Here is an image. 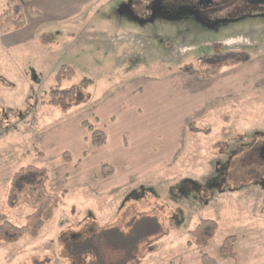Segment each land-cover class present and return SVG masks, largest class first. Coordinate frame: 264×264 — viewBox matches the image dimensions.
I'll return each instance as SVG.
<instances>
[{"label":"rangeland","instance_id":"rangeland-1","mask_svg":"<svg viewBox=\"0 0 264 264\" xmlns=\"http://www.w3.org/2000/svg\"><path fill=\"white\" fill-rule=\"evenodd\" d=\"M151 1L32 0L23 3L24 27L0 29V213L21 226L31 211L6 203L23 166L45 167L47 189L61 195L35 237L0 241V264H200L201 251L217 264H264V11L218 0L209 20L185 11L154 17ZM226 49L249 60L199 82L182 72ZM62 67L74 72L60 83L73 87L67 110L49 103ZM181 93L188 102L176 115ZM193 97L206 105L198 116ZM165 106L184 145L157 170L149 164L156 140L142 161L135 140L125 149L117 138L160 127ZM186 115L194 117L184 135ZM83 122L107 142L93 147ZM101 163L114 174L102 177ZM200 219L218 224L205 247L189 234ZM228 235L237 238L234 262L218 257Z\"/></svg>","mask_w":264,"mask_h":264},{"label":"trees","instance_id":"trees-1","mask_svg":"<svg viewBox=\"0 0 264 264\" xmlns=\"http://www.w3.org/2000/svg\"><path fill=\"white\" fill-rule=\"evenodd\" d=\"M32 0H7L4 10L0 15V29L4 32L19 30L26 24V12L23 3ZM29 15H37L38 11L28 8ZM249 60L246 51L239 50H220L202 55L199 64L193 66L186 64L182 67V72L193 74L200 80H207L216 76L224 67H231L242 64ZM73 70L69 67H62L56 74L57 85L49 92V103L67 110L69 105L67 98L72 94L73 87L61 88L60 83L63 79L73 76ZM90 130V144L93 147H101L106 141L105 133L91 125L83 122ZM193 130V129H191ZM195 130V129H194ZM66 162L71 156L64 152L62 155ZM101 176L108 177L113 174V168L106 163H101ZM49 179L48 171L45 167L27 165L16 170L10 179L7 192L6 203L14 208L19 205H27L31 211L25 217L23 225L18 226L10 222L6 216L0 213V241L14 243L23 236L35 237L43 228L45 222L52 218L54 210L57 208L61 195L47 189ZM64 192H62L63 194ZM218 229V224L212 219H200V221L189 231L193 243L198 247H205L213 239ZM235 235L226 236L218 247V257L224 260L236 261ZM200 264H217V260L205 252L199 254Z\"/></svg>","mask_w":264,"mask_h":264},{"label":"crops","instance_id":"crops-1","mask_svg":"<svg viewBox=\"0 0 264 264\" xmlns=\"http://www.w3.org/2000/svg\"><path fill=\"white\" fill-rule=\"evenodd\" d=\"M228 44H230L231 39H227ZM226 41H223V43ZM191 76H193V82H195V80H197L196 82H199L198 79L195 75L190 74ZM195 76V77H194ZM187 96L186 93H181V101L178 102V112L176 113V115H180V107L182 109V105L184 107H186L187 105V100L185 99V97ZM217 96V95H216ZM218 97V96H217ZM216 97V98H217ZM193 101H191V106L194 109V111L196 112V115L198 116L201 111H203V109L205 108L206 105L201 104L200 99L198 98H192ZM212 99V97H210L207 102H210ZM161 113L160 115H158V117H160L161 120V126L160 127H149V126H144V127H136L133 126L129 131H122L119 133L120 138H117V142L120 147L122 146L123 148H127L128 147V142L129 140H135V142H137L136 146L139 149V154H138V158L141 159L142 161L144 159H146L145 157V151L146 149H149L151 144L154 143V141L156 140L155 143L156 147L153 148V153L151 155L150 158V165L153 166H157V170L159 168H164L166 166L169 165V163L171 162V160L180 155L181 150L183 149V143H180L181 138L179 137L178 139V135L176 137H173V131L172 129L166 125L168 123L167 119L171 118L172 112L171 109H167L166 106L164 107V109L160 110ZM188 115H186L187 117ZM194 116L191 117H187L185 118V123L182 129L183 134L185 135V128H187L185 126L186 123L189 122V119H191ZM189 134H195V130H189L188 131ZM106 134V133H105ZM128 137H127V136ZM106 138L108 139V136H106ZM120 141V142H119ZM107 142V141H106ZM140 142V143H139ZM101 166V164H100ZM101 174V171H100ZM113 174H114V170H113ZM113 174H111L110 176H112ZM109 177V176H108ZM118 188H116L117 190Z\"/></svg>","mask_w":264,"mask_h":264},{"label":"flooded vegetation","instance_id":"flooded-vegetation-1","mask_svg":"<svg viewBox=\"0 0 264 264\" xmlns=\"http://www.w3.org/2000/svg\"><path fill=\"white\" fill-rule=\"evenodd\" d=\"M218 4V0H172L168 6L162 4L160 0H154L149 2L148 10L151 15L156 16H167L172 11H179L180 13L185 11L196 15L198 18L208 19L210 11ZM146 5V4H145ZM145 6V9L147 8ZM253 6V5H252ZM254 8L264 11V5L253 6ZM259 157L264 159V143L258 148Z\"/></svg>","mask_w":264,"mask_h":264},{"label":"water","instance_id":"water-1","mask_svg":"<svg viewBox=\"0 0 264 264\" xmlns=\"http://www.w3.org/2000/svg\"><path fill=\"white\" fill-rule=\"evenodd\" d=\"M248 4L253 6H262L264 5V0H246Z\"/></svg>","mask_w":264,"mask_h":264}]
</instances>
